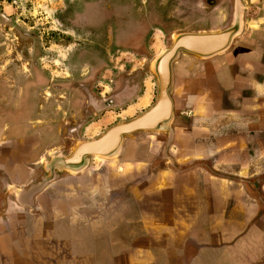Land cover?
<instances>
[{
  "label": "crops",
  "instance_id": "0c3cea01",
  "mask_svg": "<svg viewBox=\"0 0 264 264\" xmlns=\"http://www.w3.org/2000/svg\"><path fill=\"white\" fill-rule=\"evenodd\" d=\"M114 8L122 46L68 83L47 89L38 69L16 84L13 71L0 73V264H264V0ZM238 11L226 50L174 60L170 131L126 135L112 157L92 155L84 170L54 169L46 181L50 161L61 162L53 157L155 105L152 61L176 34L226 30ZM95 76L116 103L93 116ZM45 91L48 100L28 99Z\"/></svg>",
  "mask_w": 264,
  "mask_h": 264
},
{
  "label": "rangeland",
  "instance_id": "374dc122",
  "mask_svg": "<svg viewBox=\"0 0 264 264\" xmlns=\"http://www.w3.org/2000/svg\"><path fill=\"white\" fill-rule=\"evenodd\" d=\"M88 5H92L91 0H0V73L5 70L13 71V84L20 82L21 73L30 67L31 55L27 54L28 45H32V42L39 38L44 41V47L51 46L54 41L59 43L51 46L55 49L56 61H44V67L52 71L56 79L70 77L68 63L73 51L82 48L90 54L93 47H102L103 55L115 53L117 48L122 46L116 44L115 40L117 36H124L125 30L111 23L102 27L90 22H76L77 16L80 15L86 19L84 9L88 8ZM153 44L156 50L162 48L159 33L156 34ZM97 56L101 58V53ZM120 57L133 56L126 52ZM133 63L139 65L140 62L135 59ZM1 77L7 78L3 74ZM92 79L91 83L101 91V77L95 76ZM50 94L48 91L36 93L35 99L42 102ZM22 102L17 105L15 103L14 107L20 106Z\"/></svg>",
  "mask_w": 264,
  "mask_h": 264
},
{
  "label": "water",
  "instance_id": "95a60500",
  "mask_svg": "<svg viewBox=\"0 0 264 264\" xmlns=\"http://www.w3.org/2000/svg\"><path fill=\"white\" fill-rule=\"evenodd\" d=\"M242 25L241 11L236 13L234 23L226 30L219 32H182L175 35L170 47L160 52L152 61L151 68L157 78L159 93L155 105L142 115L128 122H121L97 139L79 141L70 155H58L61 162L50 161V175L46 181L54 179V169L73 173L84 170L90 163L92 155L112 157L126 135L136 131H170L173 118V63L181 51L195 53L201 57H210L224 51L233 38L239 34ZM53 163V164H52Z\"/></svg>",
  "mask_w": 264,
  "mask_h": 264
},
{
  "label": "flooded vegetation",
  "instance_id": "af4514ba",
  "mask_svg": "<svg viewBox=\"0 0 264 264\" xmlns=\"http://www.w3.org/2000/svg\"><path fill=\"white\" fill-rule=\"evenodd\" d=\"M118 1L119 0H91L92 5H88V8L84 9L85 10L84 18H86V19H83L82 15H80V16L76 15L77 16L76 22H78V23L83 22L85 24L90 22V23H93L95 26L99 25L102 27H107V26H109L108 24L110 23L108 19L110 17H114V20H115V17H117V12H115L114 7L116 6ZM111 23H113V22H111ZM32 43H31L32 45H28V43H27V45L29 46L28 47L29 51L27 52V54L31 55L30 62H29L30 67H27L28 68L27 71L21 73V75H22L21 77L28 76L31 78L32 73L35 72L34 69H38L42 73L41 75H43V83L47 86L46 87L47 89H48V87H52L53 84L54 85H58V84L64 85V83H68V81L70 79H73V78H71L72 76L70 74H69V76H70L69 78L64 77L61 79L60 78L56 79L54 74L52 73V71H48V69L44 67V61L45 60L56 61V52H55V49L52 48L51 46L59 44L57 41L52 42V45L48 46V47H44V44H43L44 41L41 40L40 38L38 40L33 41ZM4 44H6V42H4ZM46 49H48V50L50 49V50L46 51ZM90 52L91 53L88 54V53H86V51L84 52L82 48L78 49L77 51L71 52L72 57L68 63L69 64L68 70L70 71V68H71V69H73V71H71L70 73L76 72L77 74H80L81 73V67L85 64V62L89 65H91V64L93 65L95 59L98 58L97 55L100 53H101V56H106V55H103L102 47L101 48L93 47V49H91ZM31 60H32V62H31ZM53 66H54V64L51 66V68H53ZM55 82H57V83H55ZM87 82L89 83V81H87ZM84 83L77 81V82H74L73 84H82V86H83ZM90 84L93 85L94 87H96L95 84H93V83H90ZM83 88L85 90L86 87L83 86ZM91 89H92V87H91ZM48 92H50V91H48ZM92 92H93V94L96 95V97H98V102H97L98 109L92 110L93 116L96 112L101 111L105 107L112 106L116 103L109 96L110 92H106V94H105V93H101V91H97L98 94H96L97 92L94 91V88L92 89ZM35 94L36 93H32L30 95V97L28 98L29 100H31L32 103H34L33 101L35 100L34 99ZM45 100H48V97L45 98ZM79 123L77 121H76V123L72 122L71 130L74 131L76 128H78Z\"/></svg>",
  "mask_w": 264,
  "mask_h": 264
},
{
  "label": "bare ground",
  "instance_id": "6f19581e",
  "mask_svg": "<svg viewBox=\"0 0 264 264\" xmlns=\"http://www.w3.org/2000/svg\"><path fill=\"white\" fill-rule=\"evenodd\" d=\"M150 88H151V87H150V84H148V89L150 90ZM148 97H149V96L146 95V97H145L143 100H142V99H141V100H142L143 102H146V101L148 100Z\"/></svg>",
  "mask_w": 264,
  "mask_h": 264
}]
</instances>
